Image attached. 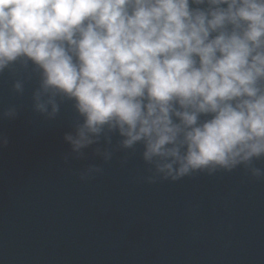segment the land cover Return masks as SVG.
<instances>
[{"label":"clouds","instance_id":"1","mask_svg":"<svg viewBox=\"0 0 264 264\" xmlns=\"http://www.w3.org/2000/svg\"><path fill=\"white\" fill-rule=\"evenodd\" d=\"M17 62L39 74L35 112L72 102L66 161L96 146L107 162L116 136L142 147L149 183L240 166L264 177V0H0V75Z\"/></svg>","mask_w":264,"mask_h":264},{"label":"water","instance_id":"2","mask_svg":"<svg viewBox=\"0 0 264 264\" xmlns=\"http://www.w3.org/2000/svg\"><path fill=\"white\" fill-rule=\"evenodd\" d=\"M38 86L22 62L0 75V264H264V177L240 166L149 183L142 147L116 136L111 160L93 146L66 161L77 113L71 101L55 119L35 112ZM92 164L102 171L81 179Z\"/></svg>","mask_w":264,"mask_h":264}]
</instances>
